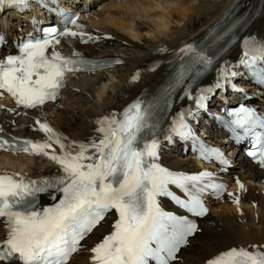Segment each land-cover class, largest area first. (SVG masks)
Masks as SVG:
<instances>
[{
	"label": "snow or ice",
	"instance_id": "obj_1",
	"mask_svg": "<svg viewBox=\"0 0 264 264\" xmlns=\"http://www.w3.org/2000/svg\"><path fill=\"white\" fill-rule=\"evenodd\" d=\"M25 2L0 0V5ZM66 23L77 25V20L67 19ZM77 35L67 28L59 30L52 26L41 36H29L19 43L18 54L0 58V91L10 94L17 107L26 109L56 101L65 87L66 73L90 71L97 66L89 67L88 61L76 58L78 53L66 57L55 51L54 46L61 43L58 36ZM79 35L83 40V34ZM181 51L193 54L194 65L206 68L212 63L209 56L192 45ZM257 62H264V42L245 39L239 64L256 71ZM187 71L191 69L181 70L177 83L183 81ZM236 75L235 71L222 69L215 87H222L221 81L230 82L229 77ZM259 77L264 80V70L259 72ZM212 91L213 88L202 89L195 97L198 109L206 107L208 96L204 93ZM229 115L234 117L232 123L237 128L255 136L253 148L257 150L248 155L264 168V134L255 131L264 130V117L243 106ZM36 123L45 135L44 140L6 139L0 135V149L47 157L58 165V173L43 179L0 173V223L6 229L0 243V261L18 258L19 264H67L85 236L114 210L117 219L111 232L89 249L90 264H171L198 226L186 216L162 210L158 197L170 198L194 216H204L208 210L203 207L201 194L209 189L223 194L225 186L213 183L210 172L177 174L160 165L161 143L156 138L153 106L139 99L120 113L112 112L96 119L97 135L87 141H68L47 123L39 120ZM172 132L182 138L193 135L183 122V114ZM202 158L228 164L218 150H205ZM237 184L243 190L239 180ZM169 185L183 190L188 199L174 195ZM45 194L54 203L41 207L39 197ZM235 203L239 204V197ZM261 247L264 246L251 245V250L231 247L209 258L206 264H264Z\"/></svg>",
	"mask_w": 264,
	"mask_h": 264
},
{
	"label": "bare ground",
	"instance_id": "obj_2",
	"mask_svg": "<svg viewBox=\"0 0 264 264\" xmlns=\"http://www.w3.org/2000/svg\"><path fill=\"white\" fill-rule=\"evenodd\" d=\"M102 10H89L84 14L86 31L91 34L92 45L78 47L95 58L121 57L124 65L111 70L99 71L85 77L73 79L62 92L58 103L45 107L47 119L59 129L69 141H86L94 136V121L112 112L120 113L137 98L150 93L164 77L174 58L182 49L203 37L208 29L227 10L231 0H95ZM96 3H93L94 5ZM111 10L112 15H109ZM108 14V15H104ZM1 26V24H0ZM10 30L11 20L3 22ZM251 29L264 35V2L260 17ZM107 35L109 40L102 37ZM64 48L71 47L63 43ZM238 52V51H237ZM237 60L240 55L236 54ZM136 77V79H133ZM251 92V87L243 86ZM34 113L26 116L0 117L3 128L11 132V126H25L19 133L23 137L45 139L35 125ZM38 118V117H37ZM40 121V119L38 118ZM37 121V120H36ZM218 132L211 133L213 141ZM233 167L227 175L228 193L210 206L208 215L200 221L199 232L188 239L180 249L175 264H204L209 258L231 247L249 248L264 246V171L251 166L235 155ZM190 155L180 149L164 148L160 163L173 173L202 172L206 166L197 167ZM56 169V164L44 156L0 155V172L41 177ZM243 184V190L237 184ZM232 193L231 196L228 194ZM239 197V204L235 203ZM168 209L172 207L167 203ZM112 218H105L81 242L82 248L68 264H86L89 249L100 242L112 230ZM6 229L0 223V242ZM264 250V247H261ZM2 264V263H0Z\"/></svg>",
	"mask_w": 264,
	"mask_h": 264
},
{
	"label": "rangeland",
	"instance_id": "obj_3",
	"mask_svg": "<svg viewBox=\"0 0 264 264\" xmlns=\"http://www.w3.org/2000/svg\"><path fill=\"white\" fill-rule=\"evenodd\" d=\"M101 6L98 4L97 6H93L91 10H93V12H96V11H99V10H102L100 8ZM113 13H111V10H109V15H112ZM104 15H108V14H104ZM78 260L76 259L75 260V263L74 264H77ZM79 263V262H78Z\"/></svg>",
	"mask_w": 264,
	"mask_h": 264
}]
</instances>
